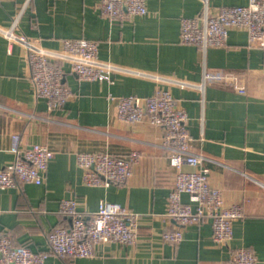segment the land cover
Segmentation results:
<instances>
[{"label": "crops", "instance_id": "crops-1", "mask_svg": "<svg viewBox=\"0 0 264 264\" xmlns=\"http://www.w3.org/2000/svg\"><path fill=\"white\" fill-rule=\"evenodd\" d=\"M208 1L212 12L248 3ZM147 7L145 15L111 19L103 13L102 0H0V25L9 27L18 17L19 30L53 50L61 49L64 38L93 39L99 57L122 68L113 82L81 80L69 62H59L73 96L50 110L46 99L37 96L25 48L18 42L10 48L0 33V168L17 157L14 134L20 135L22 149L40 143L54 151L41 184L0 188V236L9 234L33 250L49 251L50 233L70 223L60 211L62 199L75 198L85 216L109 200L138 213L136 242L100 243L89 257L50 251L44 264H225L239 246L252 248L258 264H264V47L251 45L241 28L229 30L223 47L204 50L182 43L181 19L200 13L202 0H147ZM205 71L232 73L246 91L219 79L201 87ZM158 89H170L187 110L192 150L206 157L201 165L210 167V183L223 190L226 205L244 207L229 244L215 242L210 217L185 226L178 243L163 238L164 231L179 226L167 215L177 171L161 145L165 130L115 115L120 96L145 97ZM132 150L141 156L125 182L84 181L79 153L125 156ZM199 167L183 165L185 170ZM182 200L195 205L187 193Z\"/></svg>", "mask_w": 264, "mask_h": 264}, {"label": "built area", "instance_id": "built-area-1", "mask_svg": "<svg viewBox=\"0 0 264 264\" xmlns=\"http://www.w3.org/2000/svg\"><path fill=\"white\" fill-rule=\"evenodd\" d=\"M202 1L204 7L200 13L181 19L182 43L198 45L204 50L208 47H223L227 44L229 30L241 28L247 31L251 45L264 47V0H248L245 5H225L217 12L210 10L208 0ZM102 10L111 19L148 13L147 0H102ZM0 33L8 39L10 48L15 42L25 48L37 96L46 99L50 110L62 107L73 96L72 89L64 81L65 71L59 62H69L72 71L81 80L113 82V74L122 69L99 57V45L93 39L64 38L61 49H48L19 30L18 17L13 18L9 27L0 25ZM216 79L232 84L240 92L246 91L234 74L223 71H205L200 86ZM177 83L189 85L186 81ZM115 115L123 122L147 121L165 130L161 145L177 171L175 186L168 195L167 215L179 226L164 231L163 238L178 243L184 237L185 226L210 217L215 242L229 244L234 236V221L244 217V207L239 203L226 205L223 190L210 183V167L201 165L206 157L192 150L188 112L177 104L172 91L158 89L145 97L136 94L120 96ZM12 150L17 153V157L12 163L0 168V188L15 187L20 182L41 184L54 157L53 149L40 143L22 149L20 135L14 134ZM140 156L137 150L125 156L107 152H81L77 160L84 169L86 183L108 185L128 180ZM185 164L200 167L185 170ZM183 193L189 194L195 205L184 202ZM60 211L70 218V223L60 225L50 233L49 251L33 250L28 245L17 243L11 235L3 234L0 236V264H44L50 251L60 256L89 257L96 254L100 243L130 244L138 238V213L119 202L101 200L97 211L85 216L78 210L75 198H64ZM258 263L259 259L252 248L239 246L233 249L225 264Z\"/></svg>", "mask_w": 264, "mask_h": 264}, {"label": "water", "instance_id": "water-1", "mask_svg": "<svg viewBox=\"0 0 264 264\" xmlns=\"http://www.w3.org/2000/svg\"><path fill=\"white\" fill-rule=\"evenodd\" d=\"M24 33V32H23ZM25 34V33H24ZM26 35V34H25ZM26 36H28V35H26Z\"/></svg>", "mask_w": 264, "mask_h": 264}]
</instances>
